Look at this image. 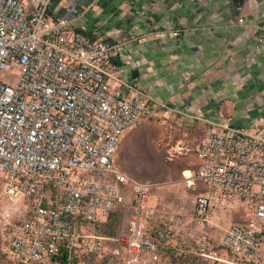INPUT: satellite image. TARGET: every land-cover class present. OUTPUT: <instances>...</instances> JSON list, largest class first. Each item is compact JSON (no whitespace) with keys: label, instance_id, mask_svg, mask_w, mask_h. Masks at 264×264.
<instances>
[{"label":"built area","instance_id":"built-area-1","mask_svg":"<svg viewBox=\"0 0 264 264\" xmlns=\"http://www.w3.org/2000/svg\"><path fill=\"white\" fill-rule=\"evenodd\" d=\"M112 57L109 43L71 21L0 0V243L18 263L108 256L172 264L164 253L170 230L149 218L154 186L121 172L115 157L125 133L177 110L122 82ZM204 122L198 164L186 177L189 186H204L188 219L197 230L192 250L206 263L264 264V117L246 127ZM119 209L123 227L114 236L98 233ZM239 211L245 218L214 244L207 231L219 228L214 215Z\"/></svg>","mask_w":264,"mask_h":264},{"label":"crops","instance_id":"crops-1","mask_svg":"<svg viewBox=\"0 0 264 264\" xmlns=\"http://www.w3.org/2000/svg\"><path fill=\"white\" fill-rule=\"evenodd\" d=\"M22 1L109 43L122 82L204 131L205 119L246 127L264 117V0Z\"/></svg>","mask_w":264,"mask_h":264},{"label":"rangeland","instance_id":"rangeland-1","mask_svg":"<svg viewBox=\"0 0 264 264\" xmlns=\"http://www.w3.org/2000/svg\"><path fill=\"white\" fill-rule=\"evenodd\" d=\"M204 135V126L200 121L171 115L169 118L143 121L136 129L123 135L117 147L115 164L117 168L136 182L154 186L147 202L149 218L154 223L164 224L170 230V239L166 246L169 252L176 254L189 249L192 255H183L179 261L167 255L172 264H226L223 259L215 263H206L203 255L192 250L190 234L197 232L194 224L188 223L194 197L204 190V186L195 182L189 186L186 177L196 170L198 160L195 149ZM0 182V200H1ZM148 213V214H149ZM186 218L182 224H176L174 217ZM245 218L242 211L230 216L218 212L214 222L219 228L207 230L217 244L231 222H240ZM125 217L120 219L114 230L121 229ZM106 261L102 262V260ZM165 259V258H164ZM0 264H22L10 258L5 247L0 243ZM36 264V263H34ZM85 264H121L118 260L95 257Z\"/></svg>","mask_w":264,"mask_h":264},{"label":"trees","instance_id":"trees-1","mask_svg":"<svg viewBox=\"0 0 264 264\" xmlns=\"http://www.w3.org/2000/svg\"><path fill=\"white\" fill-rule=\"evenodd\" d=\"M124 216V210L123 209H119L111 214H109L107 220L105 223L100 224L97 226V231L98 233L102 234V235H107V236H114L118 230L120 229H116L114 230V228L119 224L120 219ZM178 252L176 254H173L171 252H169L168 250V246H164V253L165 255H170L172 257H174V259L176 261H179L183 255H192V253L189 251V249H184L182 251L177 250ZM106 258H110L108 256H104ZM95 257H92L91 259L94 260ZM57 260L59 261V263L61 264H65V257L64 256H60L57 258ZM106 261V259L102 260V262ZM54 262V259L51 260V263ZM88 262V261H87Z\"/></svg>","mask_w":264,"mask_h":264}]
</instances>
